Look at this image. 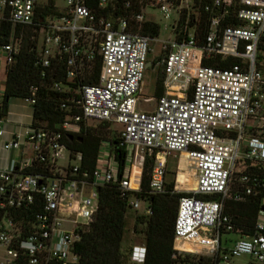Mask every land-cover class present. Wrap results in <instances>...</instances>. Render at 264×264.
Listing matches in <instances>:
<instances>
[{
  "label": "built area",
  "instance_id": "2783aa9c",
  "mask_svg": "<svg viewBox=\"0 0 264 264\" xmlns=\"http://www.w3.org/2000/svg\"><path fill=\"white\" fill-rule=\"evenodd\" d=\"M64 2L58 14L37 20L39 0H0L5 72L20 52L23 30L36 28L31 39L37 40L41 77L62 64V77L51 87L66 94L59 103L64 119L54 128L32 116L5 141L9 120H0V152L6 154L0 156L5 161L0 164V264H90L76 245L95 219L98 188L114 185L130 210L145 204L143 216L152 215L149 203L137 196L146 158L152 159L148 196L191 194L177 203L173 259L179 264H264L262 208L248 236L238 235L224 214L228 201L244 202L264 188V178L243 173L247 166L264 165V73L258 68L264 0H212L203 8L208 22L201 43L194 0H152L165 20L176 15L172 37L161 42V56L151 61L153 70L162 68L164 88L161 97L143 100L155 101L152 112L140 109L151 44L157 39L140 33L150 20L144 11L131 10L130 0ZM120 2L125 13L112 15ZM228 14L236 24L224 23ZM215 58L238 62L228 68L204 65ZM37 91L32 86L23 99L32 109ZM102 122L120 126L114 130L125 150L121 173L108 143L100 145L91 172L81 171V153L66 146L65 138ZM175 154L186 156L193 187L178 184L177 177L169 187L167 162ZM228 234L238 236L230 247ZM146 255L145 245L132 246L126 264H144Z\"/></svg>",
  "mask_w": 264,
  "mask_h": 264
},
{
  "label": "trees",
  "instance_id": "16d2710c",
  "mask_svg": "<svg viewBox=\"0 0 264 264\" xmlns=\"http://www.w3.org/2000/svg\"><path fill=\"white\" fill-rule=\"evenodd\" d=\"M139 0H130L131 10L135 13L140 12L137 4ZM178 3L179 0H173ZM212 0H194L198 15V33L199 43L202 42L203 33L206 30L208 14L204 11V6L211 3ZM232 8V7H231ZM40 10V14H39ZM124 8L121 2L118 4L112 15L124 14ZM196 11V10H195ZM58 8L55 6V0H48L47 4L38 6L36 19H44L49 14H58ZM185 17V16H184ZM190 25H193L195 19L191 12L189 16ZM183 22V20H182ZM225 24H236L231 14H228L224 20ZM36 29V28H35ZM34 28L27 27L23 30L24 40L20 52L15 61L6 71L4 93L0 103V120L6 118L8 101L11 98H27L30 96V88H38L36 94V103L33 106V118L48 128H54L64 119V112L60 110L59 103L66 94L58 93L51 87L54 80L62 77L61 70L63 65L56 66L51 76L41 77L42 70L36 65L37 61V40H32V36H37ZM38 29V28H37ZM9 29H6L8 34ZM160 32V26L150 20L145 21L140 28V33L150 38H157ZM6 42V38L3 40ZM264 39L261 40L258 47V68L264 73ZM237 59H227L220 61L215 58L204 62V65L228 68L237 63ZM98 67V65H97ZM54 68V67H52ZM57 73V74H56ZM59 74V75H58ZM162 68H158L155 77L154 97L159 98L164 93ZM93 80V83H96ZM109 123L102 122L87 128L80 134H74L72 139L65 138L66 146L73 152H79L82 155L80 165L81 171L91 172L94 170L99 147L102 143H108L111 147L115 160L118 162L119 171L122 172L125 163V150L121 140L115 130L111 129ZM188 162L186 156L181 157L182 161ZM152 167V159L146 158L141 172L142 192L137 196L148 202L152 215L136 216L135 231L137 224L142 225L140 232L144 237L147 255L144 264H179L178 260L172 258L174 222L176 218L177 203L179 198L188 197L191 194L178 193L173 195L148 196V176ZM187 169V175H188ZM249 176L264 178V165L257 167L247 166L244 170ZM187 175L178 176L177 183L188 187ZM187 178V179H186ZM171 182L169 187H172ZM98 210L94 221L81 234L80 242L76 245V251L81 255L82 260L90 264H126L127 254L122 251V239L126 223V214L128 204L125 199L120 197L117 188L114 185H107L98 188ZM264 188H258L257 193L248 196L244 202H231L225 204L224 214L228 215L236 226V233L240 236L251 235L254 231V225L257 220L258 212L263 207Z\"/></svg>",
  "mask_w": 264,
  "mask_h": 264
},
{
  "label": "rangeland",
  "instance_id": "374dc122",
  "mask_svg": "<svg viewBox=\"0 0 264 264\" xmlns=\"http://www.w3.org/2000/svg\"><path fill=\"white\" fill-rule=\"evenodd\" d=\"M47 1L48 0H39L40 6L45 5ZM137 4L139 5L140 10L144 11L147 19H150L152 22L157 23L160 26L159 35L156 41L151 44L152 51L149 55V60H148L149 62H151L154 58L161 56L162 54L161 42L165 40H169L172 37V31L170 27L172 26V23L176 19V15L173 12L171 19L165 20L162 14L160 13V11L158 9H155L153 6H151L152 0H139ZM55 5L59 11H62L63 10L62 8L65 7V2L64 0H55ZM262 54L264 55V53ZM155 77H156V71L153 70L151 66L148 67L144 74L142 91L140 94L141 96L140 109L143 111L152 112L155 108L156 105L155 101H151L149 103H144L143 101L145 98H150V97L155 98L154 97ZM1 101H2V97L0 98V103ZM119 127L120 126L115 125L111 129L118 130L120 129ZM183 155L184 154H175L168 157L167 169H166L167 172L166 178L168 182L174 181L176 177L178 180V176L182 177L184 175H187V169H189V171L192 172L191 168L187 166L184 158L182 161H180ZM73 163L74 161L72 162V164ZM138 169L139 166L137 167V169L134 166V170H138ZM187 178L191 179L194 185L195 179L193 174L191 176L187 175ZM145 208H146L145 204H141V207L138 211L128 210L126 214V223H125V229L122 239V251L125 252L126 254L129 252L132 246L144 245V237L143 234L140 232L142 225L137 224V231H135V226H136V216H143L145 213ZM226 238L227 240H231L226 245L227 247H230L238 239V236L234 234H228ZM224 240L225 238H223V241ZM193 259L195 258L193 257Z\"/></svg>",
  "mask_w": 264,
  "mask_h": 264
},
{
  "label": "crops",
  "instance_id": "0c3cea01",
  "mask_svg": "<svg viewBox=\"0 0 264 264\" xmlns=\"http://www.w3.org/2000/svg\"><path fill=\"white\" fill-rule=\"evenodd\" d=\"M6 79L5 63L3 57H0V98L4 93V85ZM33 116V109L21 98H11L7 105L6 118L9 122L5 126L6 134L2 140H9L11 133L18 130L20 126L27 125L31 121ZM1 158H4L6 154L0 152ZM0 164L4 165L5 161L0 159Z\"/></svg>",
  "mask_w": 264,
  "mask_h": 264
},
{
  "label": "bare ground",
  "instance_id": "6f19581e",
  "mask_svg": "<svg viewBox=\"0 0 264 264\" xmlns=\"http://www.w3.org/2000/svg\"><path fill=\"white\" fill-rule=\"evenodd\" d=\"M192 174H193V173H192L191 171L188 170V175L191 176ZM181 185H183L185 188H190V187H193V186H194L192 180L189 179V178H188V187L185 186L183 183H182ZM186 248H187V249H190V246L186 245Z\"/></svg>",
  "mask_w": 264,
  "mask_h": 264
},
{
  "label": "water",
  "instance_id": "95a60500",
  "mask_svg": "<svg viewBox=\"0 0 264 264\" xmlns=\"http://www.w3.org/2000/svg\"><path fill=\"white\" fill-rule=\"evenodd\" d=\"M150 66H151V62H148V63H147V68L150 67ZM5 112H7V108L5 109ZM68 138H69V139H72L73 136L70 135ZM262 211H264V206L262 207Z\"/></svg>",
  "mask_w": 264,
  "mask_h": 264
}]
</instances>
